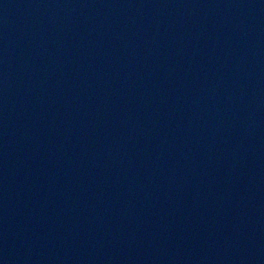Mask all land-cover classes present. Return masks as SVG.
<instances>
[{"label":"water","instance_id":"95a60500","mask_svg":"<svg viewBox=\"0 0 264 264\" xmlns=\"http://www.w3.org/2000/svg\"><path fill=\"white\" fill-rule=\"evenodd\" d=\"M0 264H264V0H0Z\"/></svg>","mask_w":264,"mask_h":264}]
</instances>
